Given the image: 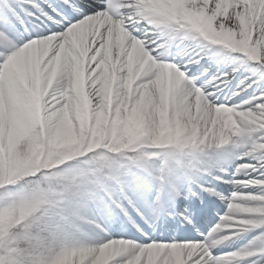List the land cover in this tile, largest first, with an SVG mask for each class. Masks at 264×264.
Segmentation results:
<instances>
[{"label":"snow or ice","instance_id":"obj_1","mask_svg":"<svg viewBox=\"0 0 264 264\" xmlns=\"http://www.w3.org/2000/svg\"><path fill=\"white\" fill-rule=\"evenodd\" d=\"M0 264H264V0H0Z\"/></svg>","mask_w":264,"mask_h":264},{"label":"rangeland","instance_id":"obj_2","mask_svg":"<svg viewBox=\"0 0 264 264\" xmlns=\"http://www.w3.org/2000/svg\"><path fill=\"white\" fill-rule=\"evenodd\" d=\"M227 194H228V192L226 191L225 195H227Z\"/></svg>","mask_w":264,"mask_h":264}]
</instances>
